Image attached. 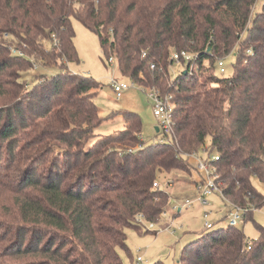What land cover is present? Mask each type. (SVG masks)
Listing matches in <instances>:
<instances>
[{
    "label": "trees",
    "instance_id": "trees-1",
    "mask_svg": "<svg viewBox=\"0 0 264 264\" xmlns=\"http://www.w3.org/2000/svg\"><path fill=\"white\" fill-rule=\"evenodd\" d=\"M257 1L0 0V264H125L126 230L141 229L139 214L158 221L169 207L154 184L188 173V155L208 138L230 206L251 218L264 205L252 182H264ZM72 19L98 36L124 77L173 95L170 138L143 144L139 114L127 111L124 130L90 145L105 120L94 101L101 85L68 70L79 60ZM182 50L197 58L182 60L172 79V52ZM233 51L232 75H218V60ZM35 66L58 71L30 86L24 75ZM256 228L253 240L232 225L204 232L178 264H264V226Z\"/></svg>",
    "mask_w": 264,
    "mask_h": 264
},
{
    "label": "rangeland",
    "instance_id": "rangeland-1",
    "mask_svg": "<svg viewBox=\"0 0 264 264\" xmlns=\"http://www.w3.org/2000/svg\"><path fill=\"white\" fill-rule=\"evenodd\" d=\"M263 4L264 0L257 1L254 8L255 13L262 9ZM72 23L75 30L74 44L79 60L68 63V70L74 74L92 77L101 85L94 101L100 110L101 117L105 120L100 127L95 129L90 145L102 137L124 130L125 122L121 113L127 111L139 114L141 119L140 137L143 144L152 145L166 141L168 138L156 130L159 127V122L154 115L152 101L146 91L136 83L134 87L125 91L122 97L118 98L114 90L113 79L127 83H132V80L121 74L115 57H113V64L106 58L100 40L94 32L77 19H72ZM11 49L16 50L14 46ZM224 61L225 77L231 76L235 63V52L233 51ZM184 70L183 64L174 63L170 67L171 78H176ZM57 71L58 68L55 67H35L27 72L24 78L32 86L38 74L51 75ZM217 74L221 76L219 70H217ZM196 152L193 157H189L190 170L188 173L171 172L160 175L159 183L170 195L169 207L162 214L157 225L149 231L147 227L150 222L148 221L141 225L140 230L134 228L126 230L129 251H120L125 264H155L156 262L178 264L188 243L198 239L204 232L230 225L227 217L233 207L231 208L226 198L222 194L216 193L205 198L208 204H202L194 186L198 176L195 170L197 158L209 161L216 156V152L210 144V138L206 140L205 146ZM252 182L256 190L264 196V182L256 177L252 179ZM188 201L191 204L184 206ZM253 209L251 218H245L243 210L241 212L242 219L238 224L249 240L259 237L257 224L264 226V205ZM206 223H212L213 227L207 229ZM138 258H141L142 262H138Z\"/></svg>",
    "mask_w": 264,
    "mask_h": 264
},
{
    "label": "built area",
    "instance_id": "built-area-1",
    "mask_svg": "<svg viewBox=\"0 0 264 264\" xmlns=\"http://www.w3.org/2000/svg\"><path fill=\"white\" fill-rule=\"evenodd\" d=\"M13 53L21 54V52H18L16 50H12ZM250 52V51H249ZM145 55V54H144ZM197 55L192 52H188L186 50L182 51H174L171 55V60L174 63H181L182 60H184L187 64H189L193 59H196ZM110 63L113 64L114 58L111 57ZM225 59L218 60L217 64V70H219L221 76L225 77L226 74V67H225ZM182 64V63H181ZM37 67V66H35ZM151 68H155V64L151 65ZM135 82L132 81V83L127 82H118L117 80L113 79V85L114 90L118 98L122 97L123 93L130 89L131 87L135 86ZM144 91H146L150 101H152V107L154 115L157 117L159 122V132L163 133V135L166 138H170L173 135V129H174V121H173V113L175 110V103H174V97L173 95H163L160 90L155 88H148V87H142ZM194 152L192 154H189V157H193L195 155ZM218 159V156H214L209 161H203L201 159L196 160L195 164V170L198 174L196 181L194 182V186L199 194V201L202 202V204H208V201L205 199L208 196H211L216 193L222 194V189L220 186V183L217 181V173L216 168L213 165L214 161ZM155 187H161L159 182H156L154 184ZM191 202L188 201L184 206L190 205ZM181 210V209H179ZM244 210V212L247 211L245 208H241L238 206L233 207L230 210V213L228 214V220L229 224L232 226L238 227L239 221L242 219L241 212ZM137 222L139 224H143L146 222L144 216L142 214H139L137 216ZM158 221H153L148 224V231L157 225ZM213 227L212 223H206V228L211 229ZM138 262H142L141 258H138Z\"/></svg>",
    "mask_w": 264,
    "mask_h": 264
},
{
    "label": "water",
    "instance_id": "water-1",
    "mask_svg": "<svg viewBox=\"0 0 264 264\" xmlns=\"http://www.w3.org/2000/svg\"><path fill=\"white\" fill-rule=\"evenodd\" d=\"M156 130L159 132V128H156Z\"/></svg>",
    "mask_w": 264,
    "mask_h": 264
},
{
    "label": "crops",
    "instance_id": "crops-1",
    "mask_svg": "<svg viewBox=\"0 0 264 264\" xmlns=\"http://www.w3.org/2000/svg\"><path fill=\"white\" fill-rule=\"evenodd\" d=\"M232 208V207H231ZM229 210H230V207H229ZM179 211H181V210H179Z\"/></svg>",
    "mask_w": 264,
    "mask_h": 264
}]
</instances>
